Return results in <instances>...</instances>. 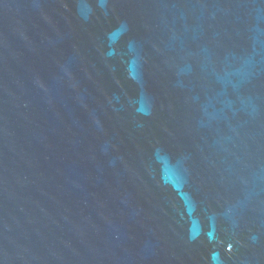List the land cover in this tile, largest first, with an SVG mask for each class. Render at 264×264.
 I'll return each instance as SVG.
<instances>
[{"label": "water", "instance_id": "obj_1", "mask_svg": "<svg viewBox=\"0 0 264 264\" xmlns=\"http://www.w3.org/2000/svg\"><path fill=\"white\" fill-rule=\"evenodd\" d=\"M0 264H264V0H0Z\"/></svg>", "mask_w": 264, "mask_h": 264}]
</instances>
